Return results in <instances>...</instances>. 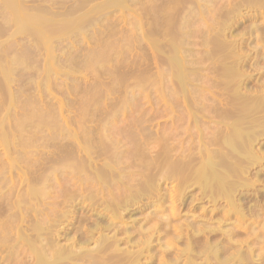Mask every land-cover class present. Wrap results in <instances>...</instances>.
I'll return each instance as SVG.
<instances>
[{"label":"bare ground","instance_id":"1","mask_svg":"<svg viewBox=\"0 0 264 264\" xmlns=\"http://www.w3.org/2000/svg\"><path fill=\"white\" fill-rule=\"evenodd\" d=\"M22 1L24 0H0V15H2L3 13L5 14L2 15L4 17L2 16L1 17L3 19H7L8 23L6 21L7 24L6 26L8 28L16 27L18 33L22 31H28L32 34L31 37L35 38L36 42L37 39L40 42V44L41 41L44 42L45 48L49 49L48 51L50 53L53 52L54 49L52 46H50L49 37L53 33L63 34L65 28L67 30V28L70 27L69 23L71 21L73 24L71 25V27L73 29H75L77 26L82 27L84 25L85 26L88 25L87 27H91V26L95 27L96 24H99V19H104L107 16H109L107 13H103L104 11H106L105 9L107 8L109 9L116 6L123 8L126 7V5H128V3L130 2L135 3L136 1L140 2L141 0H106L103 2V4L100 5V7L97 6L99 10H97L96 7L95 10L93 7L92 8L93 10L90 9L87 14H84V16H86L85 18H87L88 20L90 19L92 24L91 23L88 24L87 22L89 21H87L86 24L84 23L81 24L82 22H79V20H77L79 22L77 24L75 22L77 17L75 21L74 19L71 21L70 19L67 20V18L70 17L69 14L71 15L73 12H75L74 10L73 11L68 10L69 12L67 11L66 13L62 12L63 14H61L60 12L59 13L53 12L49 7L44 8V6H41L39 4L41 8L40 7L38 8L40 9L39 11L41 13L38 12L37 10L35 11H37L38 13H36L35 11L33 13V11L30 10L32 9L31 6L30 8H28L27 6L23 5ZM95 1L97 0H77L76 3L77 2L78 3L76 5H78L77 7H79L82 5L90 4L91 2H95ZM147 1H146L147 3L141 2L142 4H147L146 7H144L145 10L144 8H142L146 12L145 16L147 17L146 21L143 22L144 31L142 33L145 36V38L143 39L146 40L148 47L149 46L152 47L153 45L154 49L156 48L155 52L160 67L159 78L166 80V78L170 76L171 78L169 80L173 84V89L171 85L170 89H168L167 87V92L169 93V91L172 89L171 95L175 100L173 106L172 105L168 106V104H164V106H162L165 107V111L163 112V114L165 115L168 114L167 107L173 109L172 111L174 112L175 107H178V104H180L181 106L184 105V112L189 121L188 135L193 136L191 138H196L200 145L198 147L197 146L195 147V145L187 146L186 144L188 142L185 143V141H187L188 138L187 140H185L184 138L185 144H183L181 140H178L179 143L178 145L181 144L186 145V147L185 146L184 148L182 147L181 148L182 150L179 152L177 149H180V146L179 148H177V146L175 145L172 146L169 143V140L170 139L172 140L173 137L178 138L179 135L180 138H182V136L186 134L185 132H184L185 134H182V136L181 133L183 132L179 131V133L180 132L181 133L176 135L174 134L176 132H174L173 133L174 135L171 136L172 138L171 137L168 138L166 136L167 138L161 137L159 138L160 140L157 141L154 140L152 142L151 138H149L150 140L147 139V137L141 138L140 134L137 133L135 134L133 131L132 140H134L135 148L133 146V150L130 151V153L131 152L132 153L129 154V157L132 158L131 159L132 161L130 160L131 162L127 163V161H129L128 160L129 158L126 157H128L127 152L129 151L123 149V145L122 147L118 146L120 145V141L119 144L115 143V141H113L114 143L111 142L109 140L110 139L109 134L107 135L106 133L107 129L105 131L103 128H100V130H96L95 133L93 131L94 129L92 131L91 130L87 131L88 126L86 125L85 127L84 124H82L85 127V129L82 130L84 127L82 128L81 126L80 129L82 131L70 130L69 128L71 127L69 126H68L69 128H66L62 131L60 129H59L60 131H58V129H56L55 126L54 128L52 126L51 127L52 129L50 128V130L53 129L57 130V131L53 130L54 132L56 131L55 133L52 131V133L54 134L51 133L53 139L51 141L53 142L49 144L50 145L52 144V148L54 143L57 142L56 143L57 145L61 143V142L59 143V141L61 140L57 141L59 139V136L63 138L62 139L63 141L65 139H68L65 140L67 142L64 141L63 142L64 144L63 143L61 144L64 146L66 143L64 147L62 146V149L64 148V152L63 150H61V147L57 146L60 152L65 154V152L67 151L66 156L64 157L63 155L58 157L57 156L51 157V158L48 157L49 160L46 163H42L40 162L39 159V153H38L39 150L37 151L36 149L34 151L33 149L32 152V150L30 149V151L32 152V154L29 152L31 157L29 156V159L24 161L21 167L19 166V163L22 164V161L28 157L27 156L24 157L26 155V154L24 155V153L22 155H19L18 153L20 150L18 149L16 150V148H12L17 151V153L15 151V154H18L19 155L18 157H21L20 158L21 160L23 159V157L25 159L21 161L18 158L19 161H21L18 162L17 158L12 159V157H10L11 159L9 158L7 162L3 161L2 164H0L2 166V168H0L1 169L0 188L5 187L6 189V186H9L8 192L10 191L9 192L10 195L11 193H14L13 191L17 187V182L19 180L17 181L16 178L14 177L11 178L7 177V173L10 171L11 172L20 171L23 174L22 171L25 168V171L27 170L28 172H31V174L30 173L29 174L32 176H30V178L27 177L24 178L25 180L23 181H25L24 182L25 187L21 186L23 184V181L18 182V185L20 186L21 189L20 191H17L18 192L16 193L17 196L15 195V193L12 195V196L14 195L16 196L15 199L14 198H12L13 200L9 199L11 197L8 194L9 197L8 199L5 198L4 200L5 202H4L3 198L7 197L6 194L8 192L6 190H4V193L0 192V199L1 201H3V202L0 201V264H264V218L262 217V213H264V208L262 207L263 204L262 206L256 205L258 201L255 203L256 200L254 199H252L254 200L253 204L255 203L254 206L251 205L252 203L248 205L247 203L250 202L249 201L250 197L248 198L247 193L251 192L250 191L251 189L248 192H246L248 188L251 187L253 188V186L255 187V183L258 184L259 182L263 181L262 173L264 169H259L255 173H251V168L255 165H261L264 162L263 146L261 147L260 144L261 148L259 147V149L257 146L260 143V139L262 137L264 138V90H261L262 93L259 96L258 94L260 93V91L259 93L257 92L258 93L256 94L257 96H254L252 89L249 90L251 91V93H246L250 86L249 84L246 83V81L249 78V75H247L248 70H251L250 72L256 71L257 66L258 65L260 66L261 63L264 62V52H263L264 25L261 26L258 23V20L261 17H263V14L262 16H260V18H258L259 16L257 17V15H260L258 12L256 13V15L255 14L249 15L250 14L249 11H248L249 14L246 13L247 15L243 13L244 15H246V17L244 15H241L243 8L254 12L256 11V9L264 10V0H235L233 8L231 9L229 8L228 10H226L225 14L220 13L221 18L219 17L220 20L218 21L217 25L215 22H214L215 24L213 23V25L217 26L215 27L216 29L212 31L213 30L211 29L212 27L211 26L209 27L211 29L210 31L214 32L215 35L213 34L211 36L210 34V36L207 37V39L205 40L204 43L205 51L203 50L202 52L203 55L201 58L200 57L198 58L197 56L194 55L193 52H195V50L192 51L193 50L192 47L191 48L188 47L190 45L189 37L191 36V33L186 30L190 26V23H192L190 20L191 18L190 12L194 11L195 8L194 6L197 4H201L203 2L205 3L210 2V4H213V0H147ZM152 2H154L153 4L155 5L158 3L160 5L158 4L157 7L154 5L156 7V11H154V13L151 14L152 10H150L151 8H149V5ZM36 6H38V4ZM211 7H213V5ZM215 7L216 6L214 5V8ZM90 11H92V14ZM94 11L95 12L101 11L100 14L102 13L101 15H99V18H97L96 21H95L96 17L94 18L92 16L93 13H95ZM145 12H142V14L144 15ZM149 12L151 15L157 14L155 15L157 17L153 18L156 20L152 21V17L149 16L150 15ZM89 14L92 17L88 18ZM64 15L66 17L68 15V17L66 18ZM84 16H82V18L80 16L79 17L84 20ZM218 16L216 15V17ZM200 17L201 16H199V18ZM237 17L245 18L247 22H249L250 24L246 29L247 32L245 31L246 34L244 33L245 35L239 36L240 37L239 40H241L242 42L241 41L238 42L237 40L236 42L235 41L231 42V40L229 41L230 37H228V35L229 34L233 35L232 33H234V30L227 29L226 23L233 18L236 19ZM59 18H61V21ZM62 18L63 20L65 19L66 21L62 22ZM192 21L194 20L192 19ZM51 22L57 24H54V27H52L53 26L52 23L50 24L52 25L51 28H44V25ZM75 24L77 25L76 27ZM55 25H57V27ZM85 26L83 28H85ZM0 27H1L0 28V32H1V29L5 27V24L4 26H0ZM78 27L76 31L80 32V30L83 28H78ZM202 29L204 30V28L201 27L200 30ZM200 30H198L199 34H200ZM203 30L202 33H205L203 35L205 36L208 32L206 31L203 32ZM66 32H69V30H67ZM154 35L155 37L157 36L158 38L167 39L166 43H162L159 40L156 41L157 39L153 40L152 37ZM96 41L98 42L99 40L96 39ZM254 41L261 42L262 47L260 46L261 48L259 50L253 49L255 51L252 53L249 48H251V45ZM39 42H37L36 44H38ZM40 44L37 47L40 48L41 50L43 45L41 44L42 45L41 47ZM100 44L102 45V43ZM131 45H127V46L129 47ZM115 47L117 48L119 47L118 43ZM257 47L258 45L256 46V48ZM50 48H52L53 50L51 51ZM117 48L111 47L106 50L112 49L113 51L114 49L115 51L116 49V51L117 52L119 51L120 53V51L122 50L119 49L117 50ZM45 50L43 51L44 53ZM109 52H110L109 54H111V50ZM98 53L99 52H96V54ZM249 53H252V55ZM102 54L96 55L97 57L94 58L103 56ZM144 55L146 54L144 53ZM115 56H117L116 52H115ZM8 58L10 60V62H8L10 65H8V63L3 64L2 62H0V83L3 84L0 85L3 87L5 83L7 89L12 85L10 82L13 80V78H10V75L12 76V72L15 70L11 67V64L14 63V61L16 60L19 61L21 57L18 58L17 55L16 57L11 56V58L8 56ZM101 58L102 57L96 59L98 63L99 60H101ZM1 59L2 58H0V60ZM21 60L20 62H24L23 59ZM46 60H48L47 57ZM104 60L105 62L108 61L105 58ZM18 61L15 62L17 63V66L19 67L21 65L23 66V63L21 64L19 62L20 63L19 65ZM82 61L83 60H81L80 62ZM121 61L123 62L124 60L121 59ZM203 61L205 62L212 61L211 62L212 65L210 63L212 67L211 68L208 67L209 69L207 68V72L209 70V72H211L212 75L214 74V77L212 79L208 78L209 88H216V90L219 89L220 92L222 91V93H220L219 91L218 93H215V96L213 98L209 96L212 101L211 103L214 104V105L212 104L211 107L212 109L211 108L210 109L212 110V112H214L213 114L216 115H214L215 118L209 123V125L214 124L215 127L212 126L208 127V128L210 127L214 128L212 129V131L213 130L214 131L213 132L210 131L211 133H209V130L206 131L209 134L208 137H207L208 134H204L205 131L203 130L205 129V127L206 129H208L207 125L205 124V118H207L206 113L203 114V112L204 111L206 112V108H207V106L205 107L206 103L208 102L207 103L208 106L211 103H209L210 100L209 101L206 100V102H204L205 99L203 98L201 94L202 92H200L199 89L200 87H203V85L197 84L198 82H203L205 79L204 77H206L204 73L203 74L201 73L202 71L201 68L204 67L199 66L202 64L201 62ZM53 62L54 61L51 55L50 61L48 62L49 66H52L55 63ZM4 63H5V59H4ZM48 63L46 61L45 64L48 65ZM90 63L88 65H90ZM93 63L96 64L97 62L95 61L92 62V64ZM95 64H93L92 66H94ZM92 66L90 65L89 67L93 68ZM101 68H103V66ZM135 68L137 69L136 66ZM51 73L54 74L52 71ZM260 73L262 72L260 71ZM52 74H49L48 72L46 73L47 76L48 75L53 76ZM166 75L167 77H165ZM48 77H46V79ZM136 77H137V73L135 78ZM192 77L195 78L192 79ZM46 79L43 80V82L46 81ZM130 79L133 78L131 77ZM259 79L260 77L258 78V80ZM165 80L164 81L161 80V81L165 83ZM258 80L256 81L255 79V81L260 84L261 80L260 82ZM6 82L10 83L9 87H7L8 85L6 84ZM46 82L44 84H47ZM155 82L156 81H154V83ZM114 83L115 82H113V84ZM157 83H159V81ZM261 83L263 84V82ZM122 84L119 85L118 87L120 86L123 87L125 83L123 85ZM114 85L115 87L117 86L116 83ZM168 85L169 83H167V86ZM98 86H100V84ZM103 86L105 87V84ZM107 86L106 88L108 89ZM263 86L264 84L262 85V87ZM98 88H100L101 89L100 92H102V87H98ZM164 88L166 89V87ZM258 88L260 89L261 87L258 86ZM4 89L5 87L2 88V90ZM88 89H90V87ZM92 89L90 95H92L91 94L92 92L94 93V89L93 91ZM197 89H199V92L201 94L200 96H202V98L199 97V92L197 93L198 97L200 98L199 100L203 99L202 101L205 103L204 107L201 105H197L198 101L195 102L196 98L194 95H193L194 98H192L193 102L192 101L190 102L191 99H189L188 93L190 91L192 92L194 90L196 91ZM244 89L246 90V92L244 91L245 93L243 92ZM78 90H80V88H78ZM226 90L230 93L228 95L226 93V95L224 96V91ZM114 91H116V89L113 90L112 93H114ZM2 92H3L2 96L5 95L4 97H6L7 94H4L6 91L5 92L2 91ZM164 92H162L161 90V94H162L161 100L163 102L167 101V97L170 95V94L167 95L168 93L164 94ZM83 94H85V92ZM218 95H219V99H216ZM8 96L10 97L11 95L8 94ZM9 97H6L5 101H7V98ZM94 97L96 98L99 96L97 95ZM107 97L108 95L106 94V98ZM100 98L102 99V97ZM91 99H93V97ZM123 99L124 98L122 97L121 100L123 101V103L120 102L122 104L127 103L129 101V100L124 101ZM224 99H225V103L223 102ZM15 100L17 101L16 97ZM5 101L3 100L2 103ZM16 101L14 103L18 104V101L17 102ZM97 101L99 102V100H96L94 102L96 103ZM91 102L87 101L86 103L91 104ZM6 103H8V101ZM83 104L86 106L85 102ZM98 104L99 103H97V105ZM119 105H118L119 108L122 107L121 105L120 106ZM0 106L2 107V104H0ZM8 106L7 108L9 109ZM13 106L11 107L15 108L16 105ZM40 106H38V109L37 108L34 109H37L36 111L40 112L42 111L41 109L39 110ZM92 107L90 109H92ZM18 108L21 110L20 106ZM4 109L5 108H3V110ZM34 109L32 108V110L35 113V116L32 115L31 109L29 111L31 115L34 117V119L37 121L31 123V121L34 120L33 117L28 113H27L28 116L31 117L32 120L31 118L28 117L22 118L24 115H21L22 116L20 117L21 119L18 117L19 120L16 121L9 116V118H12L14 121H16V124L13 121H12L13 123L11 122V124L13 125L15 124L16 127L13 125L12 126L15 128L18 127L17 129L19 130L22 129V131L25 132H27L26 130L28 128H30V130H33L32 128L35 129L36 125H38L37 127L42 126L41 121H44V117L41 116L40 114H43V112L46 113L48 111L43 110L40 114L37 115ZM53 109L54 108L50 110ZM126 109H128V106ZM56 110L57 109H55V111ZM85 110L81 112H84ZM87 110L85 111L84 116H87L88 118L89 117L88 114L90 113L88 112V114L86 115ZM12 111H10L9 114L4 116L7 117L12 113L14 114L15 111L14 110ZM116 111L118 110L115 109V112ZM113 112L111 114H113ZM178 112L181 113V110H179ZM53 114L54 112L52 113V115ZM17 115L19 116V114ZM45 115L47 116L48 113H46ZM182 117H183V113L181 115V118ZM52 118L53 120L56 119L54 115L53 117H51V119ZM3 119L0 121V134L2 133V135H0L2 136L0 137V143L3 140L4 143L5 141H7L8 134L9 135L11 134L12 136L10 130L8 131L9 133L8 132L6 133L4 131L5 130L4 127L8 125L7 122L9 119L7 120V122H5L6 120ZM29 119L31 120L30 127L28 126V128H25L27 127L25 125L28 124L27 122L29 121L27 120ZM86 119H84V121ZM57 120L60 121L61 119L59 120V118H57L55 121ZM58 121L57 123L60 124V122ZM84 121H82V123ZM87 121L88 120H86V122ZM174 121L176 122V118ZM72 122L74 121L72 120ZM72 122H70L71 125ZM120 122L121 121H118V123ZM33 123H35V126L31 128V126H33ZM38 123L41 125H39ZM47 123L45 124L43 123L44 124L43 126L46 128L49 126V124ZM134 124L136 125V122ZM107 125L109 126V124ZM168 125L170 128V124ZM12 126L10 127L13 128ZM122 126L123 125H121L120 127ZM180 127H183V125H180ZM6 128H9V126H7ZM46 128H44V131L46 130ZM36 129L34 130L35 132ZM37 130H39V128ZM128 130L130 131L131 129L128 128ZM39 131H43V130L41 129ZM164 131H166V129ZM193 132H195V134ZM170 133H172V131ZM23 134L24 133L20 134L22 135L23 138L26 135H28L26 133V135L23 136ZM45 134L44 136H46ZM92 134L94 135L90 136ZM123 134H126V132ZM127 135L128 134H126L125 136L128 137ZM204 135L206 136L203 137ZM29 136L30 135H28V139H30ZM33 136L35 137L36 135L32 134L31 139L34 138ZM49 136L50 135H48L47 137ZM54 137H56L57 140H55ZM9 138L10 136H8V139ZM39 138H37L36 140L38 141ZM48 139H51V136ZM123 139L121 138V141ZM196 139L195 142L198 143ZM203 139H206V141L204 142ZM30 140H26V141H30ZM42 140H41L42 142H45L44 139ZM23 141H20L21 143L23 142V144L21 145L23 146L25 143L26 144L22 147L21 150H24L23 148H29L30 146L31 147L33 146L30 145L31 141L29 142L30 144L25 141V138ZM175 141L177 140L175 139ZM15 142L17 143L19 141L17 140ZM94 142H96L99 145L92 146V143ZM125 142L127 143V141ZM71 143H73L72 145L75 144L74 149H70L69 146H72ZM121 143H123V141ZM5 145H7V142ZM17 145L15 147H17ZM21 145H19V147ZM40 145L46 146L48 144L43 145L40 143ZM7 147L9 148L8 145ZM55 147L56 146H54V148ZM124 147L126 146L124 145ZM8 148L7 150H9ZM67 148L70 150H68ZM49 149H51L50 146ZM49 149L47 148L48 151ZM10 151L12 150L10 149ZM24 151L27 152L26 150ZM43 151H45V149ZM8 154L10 153L8 152ZM12 154L13 156L15 155L13 152ZM51 154H53V152H51ZM125 154L126 157H124ZM123 158L124 160L126 158L127 161L123 162L122 161ZM1 161L2 158L0 159V163ZM19 183H21V185ZM174 183H176L175 186L173 187L171 186V188L167 187L168 185ZM19 186L17 187V189L19 188ZM261 188L260 191H258V195L260 198L264 196V189L261 190ZM255 193L254 195H256ZM206 203L211 204L212 207L204 206ZM184 209H186L185 212H183ZM254 216L257 217L256 219L252 220L251 217L253 218ZM62 241H65V243ZM254 246L256 248H253Z\"/></svg>","mask_w":264,"mask_h":264},{"label":"rangeland","instance_id":"2","mask_svg":"<svg viewBox=\"0 0 264 264\" xmlns=\"http://www.w3.org/2000/svg\"><path fill=\"white\" fill-rule=\"evenodd\" d=\"M72 1V2H71ZM76 1L77 0H24V1H22V3H23V5H25V6H27L28 8H30V6H31V8L32 9H30L31 11H33V13H34V11L35 10H37L38 12H40L39 10V8L38 7H40L41 8V6H44V8H47V7H49L53 12H60L61 14H63L62 12H65L66 13V11L67 12H69V11H75V12H73L71 15L69 14V16L70 17H68V15H67V20H69L70 19V21L71 20H73L74 19V21H75V19H76V17H77V19H76V23L78 24L79 22H82L81 24H86V22L87 21H89V22H87L88 24L89 23H91V21H90V19L88 20L87 18H85L86 16H84V14H87L88 13V11L91 9V10H93L92 8L94 7V9H95V7L97 8V6H99L100 7V5L101 4H103V2L104 1H106V0H97V1H95V2H91L90 4H86V5H82V6H79V7H77L78 5H76L77 3H76ZM147 0H141L140 2L139 1H136L135 3H133V2H130V3H128V5H126V7H118V6H116V7H112V8H107V9H105L106 11H104L103 13H107L109 16H107L106 18H104V19H99V24H96V26L95 27H87V26H85V28H83L84 26H82V27H78L76 24H75V27L77 26L78 28H83V29H85V30H83V29H81L80 30V32H78V31H76L77 30V27L75 28V29H73L72 27H71V25H73L72 24V21L69 23L70 24V29L69 28H67V30H69V32H66L67 30H66V28H65V34H64V32L63 31H61V32H63V34L62 33H53L50 37H49V41H50V46H52L53 47V49H54V51L53 52H50L51 53V55H52V58H53V61L55 62H53L54 64L52 65V66H49V61H50V53H49V49H46L45 48V43L44 42H42L41 41V44L43 45V47H42V45L40 44V42L38 41V39H37V42H39L38 44H36L37 42H36V40H35V38H33V37H31V33L30 32H28V31H22V32H20V33H18L17 32V29H16V27L14 28V27H10V28H8L6 25V21H7V19H3L2 17H4V16H2V15H5L4 13L2 14V15H0V26H4V24H5V27H3L2 29H1V32H0V54H2V55H0V58H2L1 60H3V61H1L0 60V62H2L3 64H7L8 62H10V60H9V58H8V56L11 58V56L13 57H16L17 55H18V58H20L19 59V61L18 60H16V61H14V63H12L11 64V67L13 68V69H15L13 72H12V76L10 75V78H13V80L10 82L12 85V87L10 86V83H7L6 82V84L8 85L7 87H9L8 89L6 88V86H5V83H4V86L3 87H5V89L4 90H2V86L1 85H3V84H1L0 85V98H2L4 101H5V98L6 97H9L8 96V94H10L11 96L9 97V98H7V101H8V103H9V101H10V103L8 104V103H6L7 101H5V102H3L4 103V106H3V103H2V99H0V104H2V107L0 106V111L1 112H3V113H1L0 112V121L3 119V120H6L5 122H7V120H8V125H7V123H6V125L7 126H9V128H6V127H4V131L7 133L9 130L11 131V133H12V136H11V134L9 135L8 134V136H10V138L8 139V136H7V141H5V143H4V140L0 143V154L1 155H4V156H1L0 157V159L2 158V161H1V163L0 164H2V162L4 161V162H7L8 160H9V158L10 157H12V159H14V158H21V157H18L19 155H22L23 153H24V157H28V158H24L23 156V159H25V160H21L22 161V164L21 163H19V166H21L22 167V165H23V163H24V161H26L27 159H29V156H30V154H29V152L32 154V152H33V149H34V151L37 149V151H38V153H39V159H40V162H42V163H46L48 160H49V158L48 157H58V156H62L63 155V157L64 156H66V153H67V151L65 152V154L64 153H62V152H60V150H59V148H57V146L58 147H61V150H63V152H64V148L62 149V146L63 145H61L65 140H68V139H65L64 141L62 140L63 138L62 137H60L59 136V139L57 140V138H58V136H57V138L56 137H54V139L55 140H57V141H59V140H61V141H59V145H61V146H59V145H57L56 143H54L53 144V148H52V144L50 145L49 143H52L53 141H51V140H53L52 139V134H54L57 130L56 129H58V131H62V130H64V129H66V128H69V127H71V128H69L70 130H76V131H82V130H84L85 129V127H86V125L88 126L87 128V131L88 130H93L94 132L96 131V130H100V128H103L105 131H106V129H107V131H106V133H107V135L109 134V137H110V141L111 142H113V141H115V143H118L119 144V141H120V145H118V146H120V147H122V145H123V149H126V150H128L129 152H127L128 153V157H126V154H125V156L124 157H126V158H129L128 160L129 161H127L126 160V158H125V160H124V158L122 159V161L124 162H126L127 161V163H129V162H131L132 160V158H130L129 157V154H131L130 153V151L131 150H133V146H134V140H132V138H133V131H134V133L136 134H140L141 135V138H145V137H147V139H149V138H151V140H152V142L155 140V141H157V140H160L159 138H161V137H168V138H170L172 135H176V134H180L181 132H183V133H181V136H182V134H185L184 136H182V138H180V135L178 136V138H174L173 137V139L171 140H169V143L172 145V146H177V148H179V146H180V149H177L179 152L182 150L181 148L183 147L184 148V146L186 147V145L187 146H192V145H195V147L197 146H199L200 144H199V142H198V140L196 139V138H191V137H193V136H191V135H188V129H189V121H188V118H187V116L185 115V112H184V105H180V104H178V107H175V114H176V116H175V114H174V112L172 111L173 109H171V108H169V107H167V109H168V111H167V115H165V114H163V112L165 111V107H162V106H164V104H168V106L170 105H172L173 106V103H174V98L172 97V95H171V93H172V89H173V84L170 82V76H168V78H166V80L165 79H160L159 78V71H160V67H159V63H158V58H157V55H156V52H155V50H156V48L154 49V47H153V45H152V47H148V45H147V43H146V40H144L143 38H145V36L143 35V31H144V21H146V12L144 11L145 10V8L144 7H146V5L147 4H142V3H147L146 2ZM43 2V3H42ZM142 2V3H141ZM232 2H233V4H232ZM31 3H33V4H31ZM74 5H73V4ZM154 2H152L150 5H149V8H151L150 10H152L151 11V14L152 13H154V11H156V7H157V5L159 4H153ZM215 3V4H214ZM234 3H235V0H213V4H210V2H208V3H205V2H203V3H201V4H197V5H195L193 8H194V11H192V12H190L191 14V18H190V20H191V22L192 23H190V26L188 27V29L186 30V31H189L190 33H191V36L189 37V43H190V45L188 46L189 48H191L192 47V51H194L195 50V52H193L194 53V55L195 56H197L198 58L200 57H202V52H203V50L205 51V45H204V43H205V40L207 39V37H209L210 36V34H211V36L214 34L215 35V33L214 32H212V31H214V29H216L215 27H217L216 25H217V23H218V21L220 20V13L222 14H225L226 13V10H228L229 8L231 9V8H233L234 7ZM35 4V5H34ZM38 4V6H36ZM39 4L41 5V6H39ZM206 4V5H205ZM141 5H142V7H141ZM145 5V6H144ZM156 7H155V6ZM160 5V4H159ZM213 5V7H211ZM214 5L216 6L215 8H214ZM128 6V7H127ZM130 6V7H129ZM206 6H208V7H206ZM35 7V8H34ZM191 7V8H192ZM198 7V8H197ZM203 9V11H202V9ZM218 7V8H217ZM43 8V7H42ZM142 8H144V10L142 9ZM196 8H197V10H196ZM199 8H200V10H199ZM208 10H207V9ZM101 9V8H100ZM116 9V10H115ZM118 9V10H117ZM126 9V10H125ZM218 9H220V10H218ZM69 10V11H68ZM96 10V9H95ZM97 10H99L98 8H97ZM104 10V9H103ZM102 10V11H103ZM199 10V11H198ZM37 11H35L36 13H38ZM202 11V12H201ZM215 11V12H214ZM217 11V12H216ZM222 11V12H221ZM248 11L250 12V14L248 13ZM91 12V14H92V11H90ZM89 12V13H90ZM95 12V11H94ZM101 12V11H100ZM100 12H95V13H93V17L95 18L96 17V19H95V21L97 20V18H99V15H101L100 14ZM142 12H145V14L143 15L142 14ZM196 12V13H195ZM209 12V13H208ZM259 13L260 15H257V17L258 18H260V16H262V14H263V17H264V10H261V9H256V11L254 12V11H251V10H246V9H244L243 8V11H242V13H241V15H244V14H249V15H251V14H255L256 15V13ZM41 13V12H40ZM156 13V12H155ZM194 13V14H193ZM203 13V14H202ZM206 13V14H205ZM244 13V14H243ZM149 14H150V12H149ZM149 15V16H151L152 17V21L153 20H156V19H153V18H156L157 16H155V15H157V14H153V15ZM196 14V15H195ZM198 14V15H197ZM206 16H205V15ZM246 14V15H247ZM73 15H75V16H73ZM192 15H194V16H192ZM216 15L218 16V17H216ZM246 15H244L245 17H246ZM2 16V17H1ZM64 16H63V18H64ZM71 16H73V17H71ZM82 18V16H84V20L83 19H81L80 17ZM90 14H89V17L88 18H90V17H92ZM145 16V17H144ZM199 16H201L200 18H199ZM212 16V17H211ZM151 17H150V19H151ZM193 17V18H192ZM216 17V18H215ZM220 17V18H219ZM263 17H261L259 20H258V23H259V25H264V19H263ZM5 18H6V16H5ZM63 18H62V22H65L66 20L64 19L63 20ZM79 18V19H78ZM202 18V19H201ZM207 18H208V20H207ZM212 18V19H211ZM219 18V19H218ZM60 19V21H61V18H59ZM85 19H87V20H85ZM92 19V18H91ZM192 19L194 20V21H192ZM197 19V20H196ZM214 19V20H213ZM263 19V20H262ZM77 20H79V22L77 21ZM81 20V21H80ZM94 20V19H93ZM210 20V21H209ZM212 20V21H211ZM216 20V21H215ZM239 20V21H238ZM262 20V21H261ZM58 21V20H57ZM57 21H55V22H57ZM138 21V22H137ZM209 21V22H208ZM74 22V23H75ZM93 22V21H92ZM194 22V23H193ZM195 22H196V24H195ZM216 23V25H213V23ZM246 22V23H245ZM7 23H8V21H7ZM53 22H51V23H48V24H46V25H44V28H51V26L52 25H50V24H52ZM96 23H98V22H96ZM143 23V24H142ZM214 23V24H215ZM54 24H57V23H53V26L52 27H54ZM68 24V25H69ZM92 24V23H91ZM140 24V25H139ZM142 24V25H141ZM227 25V29H230V30H234V33H232L233 35H228V37H230L229 38V41L231 40V42L233 41H235L236 42V40L239 42V41H241V40H239L240 39V37L239 36H242V35H245L246 34V32H247V27H248V25L250 24L249 22H247V20L245 19V18H243V17H237L236 19L235 18H233V19H231V20H229L227 23H226ZM234 24V25H233ZM206 25V26H205ZM213 25V26H212ZM239 25V26H238ZM56 27H57V25H55ZM79 26H80V24H79ZM212 27L211 29H213L212 31H210L211 29L209 28V27ZM245 26V27H244ZM201 27L202 28H204V30H203V32H208L205 36H203L205 33H202V30H200L201 29ZM229 27V28H228ZM1 28V27H0ZM7 28V29H6ZM90 28H92V29H90ZM95 28H97V29H95ZM200 28V29H199ZM235 28V29H234ZM6 29V30H5ZM206 29H209V30H206ZM198 30H200V34L198 33L199 31ZM242 30H244V31H242ZM82 31H83V33H82ZM96 31H97V33H96ZM242 31V32H241ZM246 31V32H245ZM13 32H14V34H13ZM24 32V33H23ZM77 32H78V34H77ZM71 33V34H70ZM85 33V34H84ZM94 33V34H93ZM239 35H238V34ZM245 33V34H244ZM73 34V35H72ZM237 34V35H236ZM60 35V36H59ZM62 35V36H61ZM68 35V36H67ZM70 35H72V36H70ZM84 35V36H83ZM12 36H14V37H12ZM67 36V37H66ZM94 36V37H93ZM126 36V37H125ZM247 36V35H246ZM245 36V37H246ZM64 37V38H63ZM71 37V38H70ZM93 37V38H92ZM129 37V38H128ZM136 37V38H135ZM118 40H117V39ZM130 38H131V40H130ZM235 38V39H234ZM11 39V40H10ZM57 39V40H56ZM96 39L97 40H99V41H101V42H97L96 41ZM152 39L153 40H156V41H161L162 43H166V41H167V39H163V38H158L157 36L155 37V35L152 37ZM163 39V40H162ZM228 39V38H227ZM242 39V38H241ZM9 40H10V42H9ZM94 40H95V42H94ZM143 40V41H142ZM105 43H104V42ZM113 41V42H112ZM126 41V42H125ZM130 41H131V43H130ZM228 41V42H229ZM11 42H14V43H11ZM36 42V43H35ZM56 42V43H55ZM106 42H107V44H106ZM128 42V43H127ZM242 42V41H241ZM11 43V44H10ZM100 43H102V45L100 44ZM110 43V44H109ZM112 43V44H111ZM114 43V44H113ZM117 43H118V48L117 47H115L116 45H117ZM260 45H259V44ZM41 45V47H42V49L40 50V48H38L37 46L38 45ZM56 44V45H55ZM105 44V45H104ZM116 44V45H115ZM131 45V46H127V45ZM254 44V45H253ZM3 45V46H2ZM53 45H55V46H53ZM100 45H101V47H100ZM115 45V46H114ZM122 45V46H121ZM255 47H253V46ZM252 45H251V48H249L250 49V51L253 53L256 49H260L261 47H262V43L261 42H253L252 43ZM258 45V47L256 48V46ZM2 46V47H1ZM102 46H103V48H102ZM108 46H111L112 48H117V50L119 49V50H122V51H120V53H119V51L117 52L116 51V49H115V51H114V49H113V51H112V49H110L111 50V54H109L110 52V50H106V49H109V48H111V47H108ZM133 46V47H132ZM261 46V47H260ZM56 47V48H55ZM96 47H97V49H96ZM104 47H105V49H104ZM107 47V48H106ZM129 49H128V48ZM137 47V48H136ZM2 48V49H1ZM125 48V49H124ZM127 48V49H126ZM133 48V49H132ZM46 49V50H45ZM52 48H50V50L52 51L53 50ZM100 49V50H99ZM253 49H255V50H253ZM45 50V53L43 52ZM98 50V51H97ZM125 50H127V51H125ZM130 50V51H129ZM95 51V52H94ZM100 51H102V52H100ZM106 51H108V52H106ZM96 52H99L98 54H96ZM114 54H113V53ZM115 52H116V55L117 56H115ZM264 52V51H263ZM16 55H14V54ZM91 55H90V54ZM93 53V54H92ZM104 56H99L98 58H94V57H97L96 55H101V54ZM105 53V54H104ZM108 53V54H107ZM119 53V54H118ZM125 53V54H124ZM127 53V54H126ZM144 53L146 54V55H144ZM196 53V54H195ZM252 53H249V54H251L252 55ZM94 54H95V56H94ZM108 56H107V55ZM93 55V56H92ZM127 55V56H126ZM2 56H4V57H2ZM57 56V57H56ZM87 56V57H86ZM113 56H115V57H113ZM146 56H147V58H146ZM46 57H47V59L48 60H46ZM80 57V58H79ZM90 57V58H89ZM93 57V58H92ZM100 57H102L101 58V60H99V63H98V61L96 60V59H99ZM108 57V58H107ZM125 59H124V58ZM5 59V63H4V59ZM17 58V59H18ZM104 58L106 59V60H108V61H106L105 62V60H104ZM149 58V59H148ZM8 61H7V60ZM21 59H23V61L24 62H20V60ZM57 59V60H56ZM93 61H92V60ZM103 59V60H102ZM121 59L122 60H124L123 62L121 61ZM79 60V61H78ZM81 60H83L82 62H80ZM115 61V62H113V61ZM192 60V59H191ZM18 61V63L20 62L21 64L23 63V66L21 65L20 67L19 66H17V63H15V62H17ZM22 61V60H21ZM46 61H47V63H48V65H46L45 63H46ZM88 63H87V62ZM97 62L96 64L95 63H93V64H95L94 66H92L93 64H92V62ZM112 61V62H111ZM149 61H150V63H149ZM27 62V63H26ZM57 62V63H56ZM80 62V63H79ZM86 63V65H85V63ZM91 62V63H90ZM102 64H101V63ZM107 62H109V63H107ZM119 62H120V64H119ZM205 61H203V62H201L202 64L201 65H199L200 67H204V68H201L202 69V71H201V73L203 74H205L206 75V77H204L205 79H204V81L203 82H198L197 84H202L203 85V87H200L199 89H200V92H202L201 94H202V96H203V98L205 99L204 100V102H206V100H210V102L209 103H211L212 101H211V99H210V97L209 96H211V98H213L214 96H215V93H218V91H219V89H217L216 90V88H209V84H208V82H209V79L211 78H213L214 77V74L212 75L211 74V72H209V70H208V72H207V68L209 67V68H211L212 66V61H208V62H205ZM20 63H19V65H20ZM25 63V64H24ZM59 63H60V66H59ZM90 63V65L93 67V68H91V67H89L90 65H88ZM123 63V64H122ZM210 63H211V65H210ZM47 66H45V65ZM100 64V65H99ZM144 64V65H143ZM8 65H10L9 63H8ZM55 65H57V66H55ZM82 65V66H81ZM98 65V66H97ZM116 65V66H115ZM120 65V66H119ZM137 67V69L135 68V66ZM147 65H150V66H147ZM210 65V66H209ZM14 66V67H13ZM81 66V67H80ZM87 66V67H86ZM103 66V68H101ZM121 66H123V67H121ZM19 67V68H18ZM28 67V68H27ZM46 67V68H45ZM51 67V68H50ZM89 67V68H88ZM114 67H115V70H114ZM199 67V68H200ZM48 68H49V70H48ZM62 68V69H61ZM98 68V69H97ZM123 68V69H122ZM131 68V69H130ZM208 68V69H209ZM254 68H256V67H254ZM43 69V70H42ZM51 69V70H50ZM94 70V71H92V70ZM102 69V70H101ZM117 69V70H116ZM134 69H135V71H136V73H137V77L135 78V76H136V73H135V71H134ZM204 69V70H203ZM257 70L256 71H252V72H250L251 70H248V72H247V75H249V78H248V80L246 81V83L247 84H249L248 86H249V89L247 90V92H246V90L244 89L243 90V92L245 91L246 93H251V91H249V90H251L252 89V91H253V94H254V96H257L256 94H258L259 93V91H260V93L258 94V96L262 93L261 92V90H264V86L262 87V85L264 84V75H261V74H264V62H262L261 63V65L259 66H257V68H256ZM45 70V71H44ZM101 72H100V71ZM106 70H107V72H106ZM126 70V71H125ZM138 70V71H137ZM151 70V71H150ZM255 70V69H254ZM51 71L55 74H52L51 73ZM109 71V72H108ZM117 71V72H116ZM119 71H120V73H119ZM260 71L262 72V73H260ZM41 72V73H40ZM49 73V74H52L53 76H51V75H46V73ZM113 72H114V74H113ZM127 72V73H126ZM154 72H156V73H154ZM45 73V74H44ZM63 73V74H62ZM99 73V74H98ZM111 73V74H110ZM118 74V75H116V74ZM154 73V74H153ZM208 73H210V74H208ZM260 73V74H259ZM59 74V75H58ZM130 74V75H129ZM151 76H150V75ZM44 75H45V77H44ZM101 75V76H100ZM154 75V76H153ZM208 75V76H207ZM260 75V76H259ZM117 76H119V77H117ZM130 76V77H129ZM138 76H139V78H138ZM158 78H157V77ZM252 76H254V77H252ZM258 76V77H257ZM42 77H44L45 79H46V77H48L47 79H46V81H44L43 82V80H45L44 78H42ZM51 77H53V78H51ZM98 77H100V78H98ZM125 77V78H124ZM129 77V78H128ZM133 78V79H130V78ZM151 77H153V78H151ZM165 77H167V75L165 76ZM257 77V78H256ZM260 77V79L258 80V78ZM1 78H2V75H1ZM118 78V79H117ZM128 78V79H127ZM149 78H150V80H149ZM193 78H195V77H192V79ZM209 78V79H208ZM53 81H52V80ZM122 79V80H121ZM125 79V80H124ZM134 79H135V81H134ZM145 79V80H144ZM253 79H254V82H253ZM255 79H256V81L258 80L259 82H260V80H261V82H263V84L260 82V84L258 83V82H256L255 81ZM116 80V81H115ZM127 80V81H126ZM138 80V81H137ZM151 80H152V82H151ZM164 81L165 80V83H163L162 81ZM168 80V81H167ZM250 80V81H249ZM15 81V82H14ZM50 81V82H49ZM121 81V82H120ZM124 81V82H123ZM154 81H156L155 83H154ZM159 81V83H157ZM5 82V81H4ZM43 82V83H42ZM47 83V84H44V83ZM107 82H108V84H107ZM113 82H115L116 83V87H115V83L113 84ZM138 84H137V83ZM50 83H51V85H50ZM96 83H98V84H96ZM120 83V84H119ZM124 85H123V84ZM127 83V84H126ZM163 83V84H162ZM167 83H169V85H170V87H169V85L167 86ZM100 84V86H98ZM105 84V87L103 86ZM112 84V85H111ZM123 85V87L122 86H120V87H118L119 85ZM145 84V85H144ZM146 84H147V86H146ZM194 84H196V83H194ZM262 84V85H261ZM47 85V86H46ZM94 85H95V87H94ZM108 85V86H107ZM136 85H139V86H136ZM164 85V86H163ZM171 85H172V89L169 91V93L167 92V87H168V89H170L171 88ZM254 85H255V87H254ZM260 86L261 88L259 89L258 88V86ZM45 86V87H44ZM71 86V87H70ZM96 86H98V87H102V92H100V88H98V87H96ZM106 86L108 87V89L106 88ZM110 86V87H109ZM164 88V87H166V89L164 88H162V87ZM201 86V85H200ZM257 86V87H256ZM72 87H74V88H72ZM90 87V89H88ZM94 89V93H95V91H96V93H95V95H94V93L92 92L91 94L92 95H90V92H91V89L92 88ZM115 87V88H114ZM126 87V88H125ZM148 87V88H147ZM253 87H254V89H253ZM70 88V89H69ZM78 88H80V90H78ZM110 88H112V89H110ZM114 88V89H113ZM123 88V89H122ZM162 88V89H161ZM206 88V89H205ZM208 88H209V90H208ZM93 89H92V91H93ZM116 89V91H114V93H112L113 92V90H115ZM147 89V90H146ZM159 89V90H158ZM199 89H197L195 92L193 91H190L189 93H188V95H189V99H191L190 100V102L192 101L193 102V100H192V98H194V96H195V98H196V101L195 102H197L198 101V104L197 103H195V104H197V105H201V106H203L204 107V105H205V103L202 101V100H199L200 98L199 97H201L202 98V96H200L201 94H200V92H199ZM258 89V90H257ZM11 90V91H10ZM76 90H77V92H76ZM100 92H98V91ZM111 90V91H110ZM126 90V91H125ZM161 90H162V92H164V91H166V92H164V94H167V95H169L168 97H167V101H162L161 100ZM164 90V91H163ZM205 91V92H203V91ZM206 90H207V92H206ZM2 91H6V92H8V93H4V94H7L6 95V97H4V96H2V94H3V92ZM10 91V92H9ZM85 92V94H83L84 92ZM89 91V92H88ZM122 91H124V92H122ZM214 91H216V92H214ZM2 92V93H1ZM13 92V93H12ZM103 92H104V94H103ZM107 92V93H106ZM199 92V97H198V93ZM220 92V91H219ZM244 92V93H245ZM258 92V93H257ZM98 93V94H97ZM104 95H102V94ZM160 93V94H159ZM210 93V94H209ZM220 93H222V91L220 92ZM226 93H227V95L230 93V92H228L227 90L226 91H224V96L226 95ZM13 94H15V95H13ZM106 94L108 95V97L106 98ZM127 94V95H126ZM207 94V95H206ZM209 94V95H208ZM212 94H214V95H212ZM17 95V96H16ZM99 96V97H94V96ZM131 95V96H130ZM194 95V96H193ZM206 96V98H205V96ZM250 95V94H249ZM89 96H92L93 97V99H91L92 97H89ZM15 97H16V99H17V101H18V104L16 103H14L16 100H15ZM85 97H86V99H85ZM100 97H102V99L100 98ZM104 97V98H103ZM124 98L123 100L124 101H128L127 103H124V104H122L123 103V101L121 100V98ZM128 97H129V99H128ZM170 97V98H169ZM171 97H172V100H171ZM198 97V98H197ZM11 98V99H10ZM29 98V99H28ZM38 98V99H37ZM96 100H99V102L97 101L96 103L94 102V101H96ZM98 98V99H97ZM127 98V99H126ZM36 99V100H35ZM85 99V100H84ZM89 99V100H88ZM92 100V102H91V100ZM216 99H219V95L217 96V98ZM13 100V101H12ZM15 100V101H14ZM31 100V101H30ZM40 100V101H39ZM88 102H91V104L90 103H86L87 101ZM158 100V101H157ZM172 102H171V101ZM16 101V102H17ZM35 101V102H34ZM101 101V102H100ZM31 103V104H29V103ZM85 102V104H86V106L83 104ZM120 102H122V103H120ZM167 102V103H166ZM199 102H202V103H199ZM224 103H225V99H224V101H223ZM222 102V103H223ZM6 103V104H5ZM12 103V104H11ZM28 103V104H27ZM93 103H94V105H93ZM97 103H99L98 105H97ZM119 103H120V105L122 106V107H118V105H119ZM208 103V102H207ZM207 103H206V105H205V107L207 106V108H206V112L204 111L203 112V114H205L206 113V117L207 118H205V124L207 125V128L209 127V126H212V127H215V125L214 124H210L209 125V123L215 118L214 117V115H216V114H213L214 112H212V104L213 103H211V104H209V106L207 105ZM223 103V104H224ZM9 106H8V105ZM20 104V105H19ZM34 106H33V105ZM88 104V105H87ZM102 104V105H101ZM9 107V109L7 108V106ZM13 106V105H16L15 106V108H13V107H11V106ZM28 105V106H27ZM31 107H30V106ZM41 105V106H40ZM46 105V106H45ZM110 105H111V107H112V109H111V107H110ZM115 107H114V106ZM119 105V106H120ZM214 105V104H213ZM20 106V108H21V110L18 108ZM27 106V107H26ZM38 106H40L39 107V110L41 109L42 111L44 110V111H48V112H46V113H48V115L46 116L45 114L46 113H44L43 112V114H40L42 111H36L37 109H38ZM42 106H43V108H42ZM92 107V109H90L91 107ZM127 106H128V109H126L127 108ZM27 108V110H26V108ZM51 107V108H50ZM88 107V108H87ZM101 107V108H100ZM113 107H114V109H113ZM118 107V108H117ZM3 108H5L4 110H3ZM10 108H11V110H10ZM13 108V109H12ZM23 108V109H22ZM32 108L34 109V108H37V109H34L35 110V112L37 113V115L38 114H40L41 116H43L44 117V121H41L42 122V126H39V127H37L38 125H36V127H35V129L37 128H39V130H43L44 131V128H46V127H44L43 125L45 124V123H47L48 121V123L47 124H49V126L46 128V130L45 131H47V132H43V131H39V130H37L36 129V132L34 131L35 129L34 128H32V127H34L35 126V123H33V126H31V128L33 129V130H30V128H28V126L30 127V121L32 120V118L31 117H29L28 116V114L29 115H31V113H30V109L32 110ZM49 108V109H48ZM52 108H54L53 110H50V109H52ZM81 108V109H80ZM85 108H86V110H87V113H86V115L88 114V112L90 113V114H88L89 115V117L87 118V116H84V114H85ZM98 108V109H97ZM122 108V109H121ZM178 110H177V109ZM211 108V109H210ZM8 109V110H7ZM55 109H57L56 111H55ZM95 111H94V110ZM115 109L116 110H118V111H116L115 112ZM170 109V110H169ZM12 110H14L15 112H14V114L12 113L13 111ZM26 110V111H25ZM51 112H50V111ZM83 110H85L84 112H81V111H83ZM91 110V111H90ZM100 110H102V111H100ZM111 110V111H110ZM113 110H114V112H115V114H114V112H113ZM123 110V111H122ZM179 110H181V113L180 112H178ZM6 111H8V112H6ZM10 111H12L11 113L13 114H11V115H8L7 117L6 116H4V115H7V114H9V112ZM109 113H108V112ZM128 111V112H127ZM161 111V112H160ZM183 111V112H182ZM200 111H202V110H200ZM54 112V117L57 119V118H59V120L60 121H58V122H60V124H58L57 123V121H55L56 119H54L53 120V118L51 119V117H53V115H52V113ZM92 112V113H91ZM113 112V114H111ZM22 113V114H21ZM24 113V114H23ZM28 113V114H27ZM34 113V111L32 110V115H34L35 116V113ZM51 113V114H50ZM94 113H95V115H94ZM116 113H118V114H116ZM182 113H183V117L181 118V115H182ZM17 114H19V116L17 115ZM93 114V115H92ZM100 114V115H99ZM105 114H106V116H105ZM111 114V115H110ZM21 115H24L23 117L21 116ZM27 115V116H26ZM31 115V116H32ZM58 116V117H56V116ZM77 115V116H76ZM100 117H99V116ZM110 115V116H109ZM117 115V116H116ZM9 116L10 117H12L14 120H19V118L20 117H22V118H31V120L29 119V120H27V121H29V122H27L26 124L27 125H25V126H27V127H25V128H28L26 131L27 132H25V131H22V129H20L21 131H22V133H24L23 134V136L24 135H26V133L28 134V135H30L29 137H30V139H31V136H32V134L33 135H36L34 138H32L31 140L30 139H28V135H26L24 138H25V141L26 140H30L31 141V144L29 143L30 141H26V142H28L30 145H33L31 148L29 147V148H23L24 150H26L27 152H25L24 150H21L22 149V147L26 144H24L23 146L21 145V144H23V140H24V138L22 137V135H20V134H22L21 133V131L19 130V129H17V128H15L16 127V121H14L12 118H9ZM46 116V117H45ZM96 116V117H95ZM174 116V117H173ZM178 116V117H177ZM3 117V118H2ZM19 117V118H18ZM33 117V116H32ZM37 117V116H36ZM73 119H72V118ZM95 117V118H94ZM99 117V118H98ZM109 117V118H108ZM86 119V120H88L87 122H86V120L84 121V119ZM97 118V119H96ZM107 120H106V119ZM134 118V119H133ZM175 118H176V122L174 121L175 120ZM178 118V119H177ZM184 118H186V119H184ZM10 119H12V120H10ZM21 119V118H20ZM48 121H47V120ZM74 121V122H72V120ZM80 119H81V121H80ZM102 120V121H100V120ZM136 122V125L134 124L135 122L133 121V120ZM210 121H209V120ZM33 120L34 121H31V123L32 122H35V121H37V120H35L34 119V117H33ZM46 120V121H45ZM70 120V121H69ZM99 120V121H98ZM178 120V121H177ZM186 122H185V121ZM216 120V119H215ZM14 122L15 124L13 125V124H11V122ZM54 122V124H53V122ZM69 121V122H68ZM76 121V122H75ZM82 121H84L83 123H82ZM93 121V122H92ZM96 121V122H95ZM108 121V122H107ZM118 121H121L120 123H118ZM132 121V122H131ZM138 121H140V122H138ZM209 121V122H208ZM12 122V123H13ZM39 122V121H38ZM70 122H72V125H71V123ZM106 122V123H105ZM130 122V123H129ZM170 122V123H169ZM182 122V123H181ZM44 123V124H43ZM51 123H52V125H51ZM56 123V124H55ZM62 123H63V125L65 126H63L62 125ZM92 123V124H91ZM139 123V124H138ZM170 124V128H169V125L168 124ZM180 124V125H183V127H180V125H178V124ZM186 123V124H185ZM39 124V123H38ZM82 124H84V126L82 125ZM103 124V125H102ZM107 124H109V126L107 125ZM128 124V125H127ZM132 124V125H131ZM174 124H177V125H174ZM15 126V127H13V126ZM32 125V124H31ZM39 125H41V124H39ZM121 125H123L122 127H120ZM206 125H204V126H206ZM10 126H12L13 128H11ZM47 126V125H46ZM53 126V128H54V126L56 127V129H53V130H56L55 132L53 131V130H50V128ZM69 126V127H68ZM81 126H82V130L80 129L81 128ZM130 126V127H129ZM140 128H139V127ZM166 126H167V128H166ZM179 126V127H178ZM204 126H203V128H204ZM40 127H41V129H40ZM43 127V128H42ZM62 127V128H61ZM75 127V128H74ZM118 127H120V128H118ZM142 127V128H141ZM74 128V129H73ZM113 128V129H112ZM122 128V129H121ZM125 128H126V130H125ZM128 128H130L131 130L129 131L128 130ZM140 130H139V129ZM166 129V131L168 132H166V131H164L165 129ZM179 128V129H178ZM182 128H184V129H182ZM211 128V127H210ZM208 128V129H206V127H205V129H203L205 132H204V134H208L206 131H208L209 130V133H211V132H213L212 131V129H214V128ZM6 129H8V130H6ZM12 129H13V131H12ZM14 129H15V131H14ZM52 129V128H51ZM60 129V130H59ZM117 129V130H116ZM118 129H120L121 130V132H120V130H118ZM25 130V129H24ZM28 130H30V131H28ZM111 130H112V132H111ZM125 130V131H124ZM130 132H128V131ZM20 133H19V132ZM32 131H33V133H32ZM48 131H50V132H48ZM52 131L54 132V133H52ZM117 131V132H116ZM124 131V132H123ZM172 131V133H170ZM179 131H181L180 133H179ZM211 131V132H210ZM15 132V133H14ZM18 132V133H17ZM30 132V133H29ZM40 132V133H39ZM126 132V134H128L127 136L128 137H126L125 135L126 134H123V133H125ZM143 132V133H142ZM174 132H176V133H174ZM185 132V133H184ZM9 133V132H8ZM32 133V134H31ZM46 133V134H45ZM52 133V134H51ZM96 133V132H95ZM114 133V134H113ZM142 133V134H141ZM174 133V134H173ZM194 134H195V132H193ZM44 134L46 135V136H44ZM50 135L51 136V139H48V138H50V136L49 137H47L48 135ZM112 134V135H111ZM171 134V135H170ZM0 135H2V133L0 134ZM19 135V136H18ZM41 135H42V138H41ZM94 134H92V135H90V136H93ZM96 135V134H95ZM118 135V136H117ZM130 135V136H129ZM169 135V136H168ZM97 136V135H96ZM206 135H204L203 137H205ZM209 136V134L207 135V137ZM0 137H2V136H0ZM14 137H16V138H14ZM18 137V138H17ZM41 139H40V138ZM114 137V138H113ZM123 137H124V139H123ZM130 137H131V139H130ZM166 137V138H167ZM206 137V138H207ZM23 140H22V139ZM37 138H39V140L37 141L36 139ZM121 138L123 139L122 141H123V143H121L122 141H121ZM129 138V139H128ZM172 138V137H171ZM184 138H185V140H187V138H188V140L187 141H185L184 140ZM3 139V138H2ZM11 139V140H10ZM16 139V140H15ZM34 139V140H33ZM42 139H44V141L46 142H42L43 140ZM113 139V140H112ZM175 139L177 140V141H175ZM195 139H196V141L198 142V143H196L195 142ZM19 141V142H15V141ZM33 140V141H32ZM36 140V141H35ZM42 140V141H41ZM96 140V139H95ZM129 140V141H128ZM131 140V141H130ZM150 140V139H149ZM178 140H181L182 142H183V144H185V143H187L186 145H178L179 143H178ZM191 140V141H190ZM262 140V141H261ZM10 141V142H9ZM11 141H12V143H11ZM20 141H23L22 143L20 142ZM41 141V142H40ZM49 141H51V142H49ZM125 141H127V143L125 142ZM133 141V142H132ZM184 141H185V143H184ZM203 141L205 142L206 141V139H203ZM6 142H7V145L9 146V148L7 147V145H5L6 144ZM16 144H15V143ZM39 142V143H38ZM65 142H67V141H65ZM4 143V144H3ZM20 143V144H19ZM40 143L41 144H48V145H46L47 146V148L49 149V146H50V148L51 149H49V151L47 150V148H46V146L44 145V146H42V145H40ZM96 142H94V143H92V146H97V145H99V144H95ZM114 143V142H113ZM129 143V144H128ZM131 143V144H130ZM173 143V144H172ZM191 143H193V144H191ZM12 144V145H11ZM18 144V145H17ZM64 144V143H63ZM73 143H71V145H72ZM133 144V145H132ZM260 144H261V147L263 146V149H264V138L262 137L261 139H260V143H259V145H257L258 146V149H259V147H260ZM13 146V147H11V146ZM17 145V147H15ZM19 145H21L20 147H19ZM38 147H37V146ZM65 145H66V143H65ZM64 145V146H65ZM124 145L126 146V147H124ZM128 145V146H127ZM132 145V146H131ZM6 146V147H5ZM35 146V147H34ZM54 146H56L55 148H54ZM63 146V147H64ZM74 146H75V144L74 145H72V146H69L70 147V149H74ZM19 147V148H18ZM41 147H42V149H41ZM44 147V148H43ZM129 147V148H128ZM132 147V148H131ZM194 147V146H193ZM260 147V148H261ZM7 148L9 149V150H7ZM12 148H16V150L18 149V150H20L19 151V155L18 154H15V151L16 150H14V149H12ZM56 148H57V150H56ZM134 148H135V146H134ZM257 148V147H256ZM10 149L12 150V151H10ZM30 149L32 150V152L30 151ZM45 149V151H43ZM68 149V148H67ZM66 149V150H67ZM70 149H68V150H70ZM5 153H4V152ZM43 151V152H42ZM47 151V152H46ZM8 152L10 153V154H8ZM12 152L15 154L14 156H13V154H12ZM20 152H22V153H20ZM43 154H42V153ZM45 152V153H44ZM51 152H53V154H51ZM54 152H55V154H54ZM16 153H17V151H16ZM29 155H28V154ZM58 153V154H57ZM12 154V155H11ZM42 154V155H41ZM44 154H46V155H48V154H50V155H48V156H46V155H44ZM61 154V155H60ZM17 155V156H16ZM16 156V157H15ZM130 156H132V155H130ZM31 157V156H30ZM11 159V158H10ZM17 159H16V161H17ZM19 159H18V162H21V161H19ZM31 159V158H30ZM6 160V161H5ZM131 160V161H130ZM21 164V165H20ZM1 166V165H0ZM0 168H2V166L0 167ZM27 169V168H26ZM259 169H264V162L261 164V165H255V166H253L252 168H251V173H255L257 170H259ZM1 170V169H0ZM1 172V171H0ZM23 174L25 175V172H26V175L24 176L20 171H10V172H8L7 173V177H9V178H11V177H14V178H16V180L18 181V182H22L23 180H25L24 178L25 177H27V178H30V176H32V175H30L31 174V172H28L27 170L25 171V168L23 169ZM11 173H13V174H11ZM30 173V174H29ZM10 175V176H9ZM12 175V176H11ZM14 175V176H13ZM23 179H22V178ZM262 178H263V181L262 182H259L258 184L257 183H255V187L253 186V188L251 187V188H248L247 189V191L246 192H248L250 189V191L251 192H253V193H251V192H248L247 193V195H248V198H249V201L250 202H248L247 204L249 205V204H251V205H253L254 206V204L256 203V205H260V206H262V204H263V208H264V196L262 197V198H260L259 197V195H258V191H260V188H261V190H263L264 188V170H263V173H262ZM21 180V181H20ZM18 182H17V187L19 186L18 185ZM24 182L25 181H23V184L21 185V183H19L21 186H24L25 187V184H24ZM175 184L176 183H174V184H170V185H168L167 187H170L171 188V186L173 187V186H175ZM257 184V185H256ZM260 185V186H259ZM262 185V186H261ZM15 186H16V183H15ZM259 187V190H258V187ZM8 187L9 186H6V189H5V187H2V188H0L1 190H0V192H3L4 193V190H6L7 192H8ZM17 187L15 188V190L13 191V189H12V191L15 193V195H16V193H18L17 191H20V186H19V188L17 189ZM166 187V188H167ZM17 189V190H16ZM254 189V190H253ZM23 190V189H22ZM21 190V191H22ZM256 190V191H255ZM11 191V192H12ZM10 192V191H9ZM7 193L6 194V196L7 197H4L3 198V201L5 200V198L6 199H8V197L10 196L11 198H9V199H12V198H16V196L14 197V196H12L14 193H11V195H10V193ZM256 192V193H255ZM254 193L256 194V195H258V196H256V195H254ZM8 194H9V196H8ZM250 195V196H249ZM258 197V198H257ZM252 199H254V200H256L255 201V203L253 204V202H254V200H252ZM260 199V200H259ZM13 200V199H12ZM0 201H1V199H0ZM3 201H1V202H3ZM5 202V201H4ZM260 202H261V204H260ZM263 202V203H262ZM223 205H224V203H223ZM222 205V206H223ZM204 206H206V207H212L211 206V204H208V203H206ZM186 211V209H184L183 210V212H185ZM137 216H140V215H137ZM256 217L257 216H254L253 218L251 217V219L252 220H254V219H256ZM262 217L264 218V213H262ZM62 242H64L65 243V241H62ZM253 248H256L255 246L253 247ZM258 253V252H257Z\"/></svg>","mask_w":264,"mask_h":264}]
</instances>
